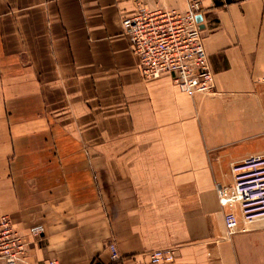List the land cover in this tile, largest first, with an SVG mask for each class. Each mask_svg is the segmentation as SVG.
<instances>
[{
  "label": "crops",
  "instance_id": "obj_1",
  "mask_svg": "<svg viewBox=\"0 0 264 264\" xmlns=\"http://www.w3.org/2000/svg\"><path fill=\"white\" fill-rule=\"evenodd\" d=\"M189 1L0 0V213L44 224L28 264H264V219L227 221L217 189L264 153V0H201L195 95L143 76L121 24Z\"/></svg>",
  "mask_w": 264,
  "mask_h": 264
},
{
  "label": "built area",
  "instance_id": "obj_2",
  "mask_svg": "<svg viewBox=\"0 0 264 264\" xmlns=\"http://www.w3.org/2000/svg\"><path fill=\"white\" fill-rule=\"evenodd\" d=\"M201 12V0H190L186 10L138 6L121 19L123 30L132 37L143 76L170 73L174 84L189 95L212 91L215 79L199 25ZM231 171L232 183L217 187L219 201L225 219L233 221L238 213L244 223L242 230H246L250 222L264 219V153L233 163ZM44 231L43 223L34 224L29 227L31 238L26 239L12 217L0 213V264H28L27 250ZM108 247L114 260L122 258L115 242ZM148 256L153 264L172 262L177 251L175 247L154 248ZM49 264L59 263L53 259Z\"/></svg>",
  "mask_w": 264,
  "mask_h": 264
},
{
  "label": "water",
  "instance_id": "obj_3",
  "mask_svg": "<svg viewBox=\"0 0 264 264\" xmlns=\"http://www.w3.org/2000/svg\"><path fill=\"white\" fill-rule=\"evenodd\" d=\"M198 20L201 22V20H202L201 14H198ZM200 27H201V25H200Z\"/></svg>",
  "mask_w": 264,
  "mask_h": 264
},
{
  "label": "bare ground",
  "instance_id": "obj_4",
  "mask_svg": "<svg viewBox=\"0 0 264 264\" xmlns=\"http://www.w3.org/2000/svg\"><path fill=\"white\" fill-rule=\"evenodd\" d=\"M149 257V256H148Z\"/></svg>",
  "mask_w": 264,
  "mask_h": 264
}]
</instances>
